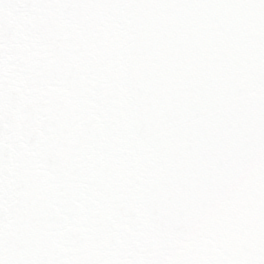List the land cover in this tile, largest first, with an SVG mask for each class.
Listing matches in <instances>:
<instances>
[{
	"label": "snow or ice",
	"instance_id": "1",
	"mask_svg": "<svg viewBox=\"0 0 264 264\" xmlns=\"http://www.w3.org/2000/svg\"><path fill=\"white\" fill-rule=\"evenodd\" d=\"M0 264H264V0H0Z\"/></svg>",
	"mask_w": 264,
	"mask_h": 264
}]
</instances>
